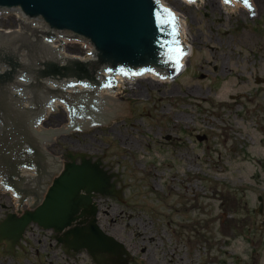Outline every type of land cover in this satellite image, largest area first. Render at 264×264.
I'll return each mask as SVG.
<instances>
[{"label": "rangeland", "instance_id": "obj_1", "mask_svg": "<svg viewBox=\"0 0 264 264\" xmlns=\"http://www.w3.org/2000/svg\"><path fill=\"white\" fill-rule=\"evenodd\" d=\"M251 1L253 12L230 13L219 0H170L194 44L176 80L125 82L115 100L72 101L29 123L54 138L44 140L48 155L86 152L121 176L124 200L99 196V222L133 264H264V0ZM17 200L0 190V219ZM25 236L14 253L0 243V264H94L86 251L69 257L37 225Z\"/></svg>", "mask_w": 264, "mask_h": 264}, {"label": "water", "instance_id": "obj_2", "mask_svg": "<svg viewBox=\"0 0 264 264\" xmlns=\"http://www.w3.org/2000/svg\"><path fill=\"white\" fill-rule=\"evenodd\" d=\"M10 7H19L27 15L41 17L49 23L46 31L51 38L52 29H60L72 31L68 37L80 34L91 39L97 58L86 66L70 56L65 68L60 69L56 52H53L55 57L47 50L43 55L40 52L46 47L41 45L43 34L36 32L32 36L20 30L16 36H5L9 39L0 38V51L13 60L10 67L3 65L0 73V85L7 87L5 99L0 96L3 103L0 127L1 123L5 124L4 131L10 132L8 143L1 144L0 140V172L6 177V185L20 195L19 211L8 213L7 218L0 220V242L15 251L34 224L54 231L58 244L69 253L87 250L97 264H121L125 255H131L124 243L102 229L98 222L99 204L95 200L99 195L122 200L123 189L118 187L121 177L110 172L101 158L94 161L95 157L88 153L69 152L66 156L70 161L65 164L66 159L50 154L58 158V163L61 161V166L64 164L57 166L59 174L52 179L54 173H44L41 169L50 158L43 151L44 140L51 137L52 143L54 138L49 134L39 136L36 141L29 123L45 116L46 105L53 103L52 97L68 95V101L75 100L77 94L64 93L61 86L65 81L68 85L76 82L75 75L79 80L87 77L91 84L100 86L101 79L94 76L104 68L151 65L168 71L177 64L180 51H185L170 40L171 23L156 0H0V9ZM34 46L37 47L32 53L34 66L22 68ZM6 105L15 114L9 113ZM9 139L15 140L9 143ZM48 162L51 164V160ZM22 168L37 169L38 177L33 169L26 179ZM28 180L36 182L35 186ZM27 203L30 208L23 211Z\"/></svg>", "mask_w": 264, "mask_h": 264}, {"label": "bare ground", "instance_id": "obj_3", "mask_svg": "<svg viewBox=\"0 0 264 264\" xmlns=\"http://www.w3.org/2000/svg\"><path fill=\"white\" fill-rule=\"evenodd\" d=\"M163 1V3H165L167 6H171L174 7L170 4V1L167 2V0H161ZM173 1H178V0H173ZM183 3H186L185 0H180ZM191 3H194L192 0H189ZM206 0H197V4L201 5L202 3H204ZM156 2L158 3L159 0H156ZM168 3V4H167ZM187 4V3H186ZM237 5V7H240V3H235ZM187 5H193V4H187ZM225 7L227 8L228 11H233V8L231 6H227L226 4H224ZM174 9V8H173ZM175 10V9H174ZM177 11V9H176ZM180 14H178L177 16H179ZM15 16H21L20 18V22L21 24H24V27L22 26V30L29 32V30H32L33 28L36 29V31L38 33L43 34L42 40H41V45L46 46V43L49 41H58L60 42L66 49V51H70V53L72 52L71 50V46H68V41L67 38H69V30H60V29H52V34H53V38H51V34L49 31H46L49 28V23H47L45 20H43L41 17H36V16H29L24 12H20L19 11V7H10V9H0V23L2 22H11V21H15ZM185 17V16H184ZM180 28L179 29V33H180V38L186 40V38L188 37V28L186 26V17L182 18L180 20ZM6 29H3V27L0 25V31L4 32ZM80 34H75V37L78 36ZM67 41V42H66ZM177 45V44H176ZM192 47V46H191ZM192 51V50H191ZM88 52V50H87ZM193 52V51H192ZM194 53V52H193ZM75 55L76 57H79V55L77 54H70V56ZM86 55V54H85ZM189 56V55H188ZM85 57V56H84ZM185 60V59H184ZM183 60V62H184ZM181 63L180 66H183L186 64L185 63ZM123 66H119L118 68H114L116 70V72H125L128 71L129 69L127 68H122ZM100 67L97 68V71L99 70ZM105 70V68H104ZM120 70V71H118ZM153 75H148L146 78L143 79H147L152 78V79H161V76L158 74H154V72L150 71ZM153 76V77H152ZM99 79H101V85H97V84H85V83H77L73 82L71 84L68 85V81L62 82L61 86L62 89L64 91V93H75L76 98L75 100H67L68 95H61L59 97L53 98L52 97V101L53 103H48L46 105V116H48L49 114L53 113L52 111L55 109H59V108H63L65 111H67V109L70 107L72 101H76L77 105H80L81 102L83 101H89V100H93V98H97L100 99V102L102 101L104 103V101L108 100L109 98L115 99V95L121 93V90L124 89L123 84L125 82H130L133 83L134 81H136L137 79H141V76L138 75L136 76V78L133 79H128L127 77L125 78H121L119 80V88H114V89H106V85L109 82L110 77L107 75V73H105L104 71H101L98 74ZM168 79V78H166ZM169 80L165 81L168 82ZM59 98V99H58ZM102 103V104H103ZM36 124V123H35ZM40 124V123H39ZM37 135L40 136V131H37ZM0 187L6 191V188L4 185L0 184ZM8 190V189H7ZM18 203V201L16 202Z\"/></svg>", "mask_w": 264, "mask_h": 264}, {"label": "flooded vegetation", "instance_id": "obj_4", "mask_svg": "<svg viewBox=\"0 0 264 264\" xmlns=\"http://www.w3.org/2000/svg\"><path fill=\"white\" fill-rule=\"evenodd\" d=\"M212 6V5H211ZM211 6H207L206 8H205V12L203 13L204 14V16H206L207 17V19H209V12L208 11H211L212 10V15L214 16L215 15V11L217 10V6L216 5H214V6H212V8H210ZM223 24H222V22H221V26H222ZM214 31H215V29H213ZM231 31V28H227V27H225V34H228V32H230ZM217 34L220 36V32H217ZM225 41H223V43H224ZM217 43H219V44H221V41L219 40V41H217ZM216 43V44H217ZM227 42H225V44H226ZM210 66H212V65H210ZM214 70H218V66L217 65H215L214 66ZM130 226V225H129ZM66 250V249H65ZM67 251V250H66ZM68 256L69 257H71V256H73L75 259H76V256H75V254H73V253H71V254H68ZM133 260H134V257L132 258V259H128V258H123V259H121V264L123 263V262H128L129 264H133ZM68 264H79V261H77V262H74V263H71V262H69Z\"/></svg>", "mask_w": 264, "mask_h": 264}, {"label": "snow or ice", "instance_id": "obj_5", "mask_svg": "<svg viewBox=\"0 0 264 264\" xmlns=\"http://www.w3.org/2000/svg\"><path fill=\"white\" fill-rule=\"evenodd\" d=\"M226 2H227V0H226Z\"/></svg>", "mask_w": 264, "mask_h": 264}]
</instances>
